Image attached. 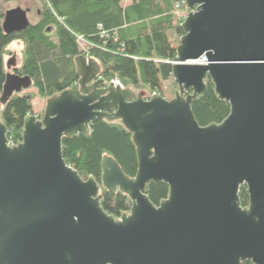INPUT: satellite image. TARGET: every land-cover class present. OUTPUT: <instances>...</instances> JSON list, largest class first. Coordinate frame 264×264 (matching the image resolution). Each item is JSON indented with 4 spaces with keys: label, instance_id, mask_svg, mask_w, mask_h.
<instances>
[{
    "label": "water",
    "instance_id": "water-1",
    "mask_svg": "<svg viewBox=\"0 0 264 264\" xmlns=\"http://www.w3.org/2000/svg\"><path fill=\"white\" fill-rule=\"evenodd\" d=\"M172 1L190 10L173 98L107 84L100 64L79 56L78 85L48 99L42 118L28 115L17 146L0 119V264H264V0ZM29 12L6 11L4 31H24ZM7 68L2 105L33 84L14 73L16 56ZM208 79L231 111L201 126L192 103ZM102 119L120 121L136 144L134 178L102 161L103 187L132 202L120 218L63 156V138L88 136ZM161 182L170 192L156 206L146 191Z\"/></svg>",
    "mask_w": 264,
    "mask_h": 264
},
{
    "label": "trees",
    "instance_id": "trees-1",
    "mask_svg": "<svg viewBox=\"0 0 264 264\" xmlns=\"http://www.w3.org/2000/svg\"><path fill=\"white\" fill-rule=\"evenodd\" d=\"M40 0L38 20L24 31L6 33L2 27L4 12L0 6V96L7 79V63L22 44L20 64L14 73L32 79V88L40 98L48 100L78 85L80 77L75 60L85 56L96 60L106 83L118 80L126 88L146 89L164 94V82L173 78V62L185 32L183 20L176 16L178 8L172 0ZM178 7V8H177ZM178 19V20H177ZM174 30L179 38L174 45L168 35ZM82 42V43H81ZM84 43V44H83ZM83 44V46H82ZM207 92L193 100L192 110L201 126L222 123L231 107L221 100L211 79ZM175 90L177 85L174 82ZM45 109L39 114L44 116ZM34 113L33 96L14 94L6 105L0 103V119L7 126L8 140L22 142L25 118ZM63 156L84 179L94 178L100 186L101 206L115 218L129 213L130 198L120 191L112 193L102 185V161L113 157L130 178L138 172L136 144L132 133L120 122L97 120L88 136L63 138ZM166 183H150L146 194L159 206L169 196ZM240 201L248 207L247 186L240 189ZM243 264H253L251 261Z\"/></svg>",
    "mask_w": 264,
    "mask_h": 264
},
{
    "label": "rangeland",
    "instance_id": "rangeland-1",
    "mask_svg": "<svg viewBox=\"0 0 264 264\" xmlns=\"http://www.w3.org/2000/svg\"><path fill=\"white\" fill-rule=\"evenodd\" d=\"M130 2H131V0H124L123 5L129 4ZM181 4H183V3H181ZM184 4H183V6H184ZM0 6H1V9L4 13L6 11H8L12 8H16V7H21L23 9H29L30 10V12L28 13L29 20L31 23H35V22H37V18H38L37 17V11L41 5H40V0H0ZM189 13H190V10L188 9L187 5H185L183 8L177 9L176 16L180 20L183 19V22H184ZM168 35H169L172 43L174 45H177L179 38L176 36L175 31L174 30L169 31ZM21 46H22V44L20 42H15L11 45V48L14 49L16 52H18L15 55L16 60H17V65L20 64L19 56H21V52H20ZM11 59H12V57H11ZM111 82H109V83H111ZM124 88L126 89V87H124ZM130 89H133V88H130ZM163 89H164L163 91H164V94H165L167 99L173 98L175 92L178 90V88H176V90H175L174 80H172V79L164 82ZM133 90L137 94H140L142 91H146L147 93L149 92L146 89H140V90L133 89ZM25 93L33 96V107H34V113H35L34 115L39 116V114L42 113L44 111V109L46 108L47 100L40 98L37 95V90L34 88H29L26 91L22 92L21 94H25ZM149 94L150 93H148V95Z\"/></svg>",
    "mask_w": 264,
    "mask_h": 264
},
{
    "label": "built area",
    "instance_id": "built-area-1",
    "mask_svg": "<svg viewBox=\"0 0 264 264\" xmlns=\"http://www.w3.org/2000/svg\"><path fill=\"white\" fill-rule=\"evenodd\" d=\"M186 5V4H185ZM178 8V7H177ZM179 9V8H178ZM180 20V19H179ZM181 20H183V19H181ZM82 43V42H81ZM84 44V43H83ZM83 44H82V46H83ZM207 58L206 57H203V58H201L200 60H198V61H195V62H193L194 64H199V65H205V64H207ZM172 64H175V62H173ZM112 82H114L115 83V85L117 86V85H119V86H121L123 89H125L124 88V85L121 83V82H119L118 80H113ZM153 95H157L156 93H153V94H151L149 97H148V99H150V97L151 96H153ZM9 141V140H8ZM9 146L10 147H15V146H17V145H13L10 141H9Z\"/></svg>",
    "mask_w": 264,
    "mask_h": 264
},
{
    "label": "crops",
    "instance_id": "crops-1",
    "mask_svg": "<svg viewBox=\"0 0 264 264\" xmlns=\"http://www.w3.org/2000/svg\"><path fill=\"white\" fill-rule=\"evenodd\" d=\"M132 1L133 0H131V2L129 3V4H125L124 6H128V5H130L131 3H132ZM38 14V13H37ZM38 17V16H37ZM37 20H38V18H37ZM12 49V48H11ZM21 49H22V46H21ZM21 49H20V52H21ZM14 50V49H13ZM15 51V50H14ZM16 53H18V52H16Z\"/></svg>",
    "mask_w": 264,
    "mask_h": 264
}]
</instances>
